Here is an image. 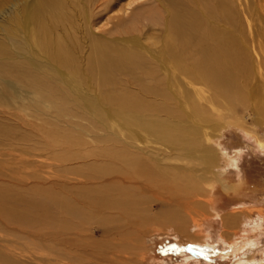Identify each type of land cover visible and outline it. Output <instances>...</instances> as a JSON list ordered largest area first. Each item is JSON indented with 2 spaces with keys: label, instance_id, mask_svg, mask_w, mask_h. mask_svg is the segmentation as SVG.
<instances>
[{
  "label": "bare ground",
  "instance_id": "6f19581e",
  "mask_svg": "<svg viewBox=\"0 0 264 264\" xmlns=\"http://www.w3.org/2000/svg\"><path fill=\"white\" fill-rule=\"evenodd\" d=\"M253 1L257 4V0ZM114 2L0 0V5L6 6L1 5L0 18L8 20V25L1 27L6 32L4 36L12 40L11 35L21 31L26 39L22 50L0 42V67L25 76L35 86L23 89L24 97L16 105L0 98V264H144L150 253L145 237L150 232L149 225L157 221L172 225L181 242L197 246L221 241L228 246L224 257L238 256L235 261L239 264H264V250L256 258L253 253L257 249H251L257 239L249 234L250 226L242 234L232 230L234 238L228 236L237 223H246L252 217L251 210L221 214L220 197L216 195L219 189L238 194L245 182L236 157L228 155L226 144L220 139L223 128L235 126L264 150V32H244L234 11V3L239 4L240 0H153L154 13L148 23L131 30L130 25L126 26L127 34L116 38L118 41L105 42L87 35L84 22L91 9L110 8ZM54 3L60 10L55 15ZM129 4L122 9L123 14L130 9L126 10ZM144 27L156 29L160 38V46L151 52L157 67L146 78L170 90L169 97L181 110V125L140 122L135 114L141 107L134 95L111 93L105 101L116 104L125 114L132 112L131 120L145 131L156 133L159 142L180 144V155L188 162L101 163L96 168L91 167L96 163H69L65 170L67 180L80 187L70 200L57 198L54 202V194L34 190L37 195H30L36 199L26 203L20 165L37 160V149H53V115L50 112L42 116L40 103L53 93L41 89V80L21 56H33L34 51L48 55L50 61L54 55L66 59L71 51L62 47L58 38L82 32L90 41L87 68L99 74L111 72L112 80L108 82L118 87L117 80L121 85L123 82L114 74L131 58L124 43L149 50L142 41ZM72 45L77 49L76 43ZM137 77L132 73L124 79L125 85L130 89ZM158 95L168 99L165 93ZM237 106L242 109L241 116L236 114ZM9 115H13L14 124L7 122ZM192 158L198 162L191 163ZM222 159L224 163H219ZM228 166L236 170L235 181L229 177ZM12 169L17 170L15 178H10ZM152 199L164 208L157 214ZM217 217L222 229L212 239L204 222ZM41 220L54 221L55 231L41 235L23 230L25 224L32 226ZM22 232L31 239V245L22 239ZM47 242L54 244L50 250L53 253L38 247ZM183 260V264L196 263L188 257Z\"/></svg>",
  "mask_w": 264,
  "mask_h": 264
},
{
  "label": "rangeland",
  "instance_id": "374dc122",
  "mask_svg": "<svg viewBox=\"0 0 264 264\" xmlns=\"http://www.w3.org/2000/svg\"><path fill=\"white\" fill-rule=\"evenodd\" d=\"M114 1L115 4L110 8L97 6L91 9L88 21L84 22L87 35L103 39L105 42L114 41L127 34L126 26L130 25V30L142 28L143 24L148 23V17L154 13V11L152 12L153 0ZM259 1H256L257 4L253 0H240L239 4L234 3L235 17L240 20L245 33L264 32V19L262 18L264 16V0L261 2L263 5H260ZM127 3L130 4L126 10L130 9L126 14H123L122 9L126 7ZM56 4L54 3V15L60 11ZM1 5L6 7L5 4ZM50 24V29L53 30V23ZM3 25L5 27L8 25L6 18H0V42L11 49L12 46L21 50L26 48L23 32L12 28L17 32L11 35V40L4 36L6 32L1 28ZM142 31V41L150 52L133 47L131 43L123 42L131 51V58L128 64L126 63V66L121 68V71L114 74V78H119L123 82L121 85L117 80V85H120L118 87L108 82L112 80L111 72L108 75L99 74L97 71L87 68L86 61L90 41H86L85 34L82 32H75L72 37L58 38L62 47L71 51V54H66V59L54 55V60L50 61L48 55L36 54L34 51H31L33 56L27 53L21 56L23 61L29 65L28 69L32 70L34 75L41 80V89L53 93L51 97H44L40 102L42 103V116L50 112L53 115V149L51 151L37 149L39 152L35 156L37 160L22 162V167L20 165L21 190L26 197V203L36 199L31 198L30 195L34 190L54 194V202L57 198L64 202L70 200L73 192L80 187L72 185L67 180L68 176L65 170L69 163H96L91 166L96 168L102 165L101 163H184L187 160L180 155L182 153L180 144L177 148L178 146L164 143L162 140L159 142L156 133L145 131L141 125L131 120L132 112L125 114L119 111L116 104L105 101V97L111 93L134 95L141 107L135 114L140 122H151L152 120L171 127L181 125V110L177 102L173 100L174 98L169 97L170 90L164 84H155L154 81L150 82V79L146 78L150 70L153 71L157 67V61L151 56V52L154 53L160 46L158 32L149 27H144ZM73 42L77 45L75 50ZM12 55L14 58L17 57L16 54ZM3 62L5 63L6 59ZM132 73L138 77L132 81L134 84L129 89L125 85L124 79L129 78ZM102 81L104 83H101ZM40 86H36V88L39 87L38 90H40ZM27 87L31 89L35 86L25 76H18L14 71L0 67V98L6 99L11 106L16 105L21 102L25 94L23 93L25 90H22ZM49 88L52 90H48ZM156 92L158 94L165 93L168 95V99ZM241 112L242 109L237 106L236 114L241 116ZM227 115H225L227 119L224 118L226 121L229 118ZM12 117L13 115H9L7 119L10 125L14 124ZM14 128L16 129V126ZM173 133L179 137L175 131ZM221 133L220 139L222 143L224 142L223 144H226L228 155L236 157V163L245 179L238 194L232 193V191L224 192L218 187L216 195L220 197L221 214L245 208L251 210L252 217L247 219L246 223H237L236 227L231 228L228 236L234 238V235H231L232 230L242 234L243 229L250 226L249 234H254L257 239L256 245L251 249H257L253 254L258 258V254L264 250V150H260L250 137L233 125L223 128ZM191 160V163L198 162L193 158ZM219 163H224V160L222 159ZM226 168L230 173L231 180L235 181V168L233 166ZM63 170L65 171L64 176ZM10 172L12 173L10 178H15L17 170L12 169ZM25 172L26 174H24ZM21 176L25 179H22ZM151 202L156 214L164 209L158 201ZM38 209L40 211V208ZM218 218L204 222V226L207 224L206 229L210 230L212 239L216 238L217 230L222 229L221 220ZM53 223L54 221L41 220L34 222L35 225L32 226L23 224V230L26 232L32 230V232L46 235L47 231H55L56 227ZM149 226L150 232L145 237V244L150 253H147L144 264H183L184 257H188L191 263L196 262L194 264H239L235 261L238 256L236 258L224 257L228 246L221 241L193 246L179 241L175 237L173 226L168 223L157 221ZM164 234L166 235L164 236ZM21 235L25 243L31 245V239L27 234L22 232ZM100 236L101 232L99 231L96 233V239L99 240ZM45 245H38V247H46L44 251L51 252V246L54 244L47 242ZM239 256H242V253Z\"/></svg>",
  "mask_w": 264,
  "mask_h": 264
}]
</instances>
